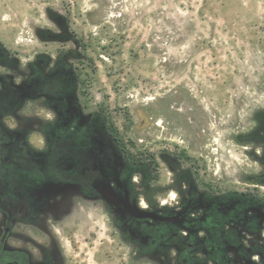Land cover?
<instances>
[{
    "label": "rangeland",
    "instance_id": "obj_1",
    "mask_svg": "<svg viewBox=\"0 0 264 264\" xmlns=\"http://www.w3.org/2000/svg\"><path fill=\"white\" fill-rule=\"evenodd\" d=\"M0 49L22 71L69 53L80 102L162 185L176 156L202 187L264 197V165L234 141L264 114V0H0ZM73 220L70 264L118 263L101 206Z\"/></svg>",
    "mask_w": 264,
    "mask_h": 264
},
{
    "label": "flooded vegetation",
    "instance_id": "obj_2",
    "mask_svg": "<svg viewBox=\"0 0 264 264\" xmlns=\"http://www.w3.org/2000/svg\"><path fill=\"white\" fill-rule=\"evenodd\" d=\"M0 70V264H70L64 224L82 204L102 207L124 250L112 264H264L263 196L202 187L176 156L162 185L157 163L80 102L66 66L22 71L0 49ZM234 141L264 165V114Z\"/></svg>",
    "mask_w": 264,
    "mask_h": 264
},
{
    "label": "trees",
    "instance_id": "obj_3",
    "mask_svg": "<svg viewBox=\"0 0 264 264\" xmlns=\"http://www.w3.org/2000/svg\"><path fill=\"white\" fill-rule=\"evenodd\" d=\"M61 20H62V18H61ZM67 55H69V53H67L66 55H62L61 57H59V59L57 60V64L58 65H62V66H66V68H68V71H70V73H71V75L69 76V78H71L73 81H75L76 80L75 75H73V72H72V70H71V68L69 66V63H68V61L66 62V59H65ZM110 126H111L112 131L116 133L117 131H116V129H114V126L113 125H110Z\"/></svg>",
    "mask_w": 264,
    "mask_h": 264
}]
</instances>
